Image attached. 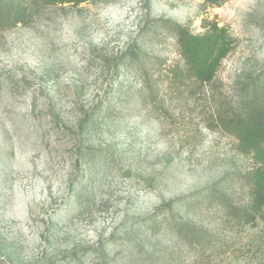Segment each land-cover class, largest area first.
I'll use <instances>...</instances> for the list:
<instances>
[{
	"label": "rangeland",
	"instance_id": "rangeland-1",
	"mask_svg": "<svg viewBox=\"0 0 264 264\" xmlns=\"http://www.w3.org/2000/svg\"><path fill=\"white\" fill-rule=\"evenodd\" d=\"M15 13L0 21V264H264V155L221 127L264 106V0ZM209 21L233 50L210 84L176 76L172 22Z\"/></svg>",
	"mask_w": 264,
	"mask_h": 264
},
{
	"label": "trees",
	"instance_id": "trees-1",
	"mask_svg": "<svg viewBox=\"0 0 264 264\" xmlns=\"http://www.w3.org/2000/svg\"><path fill=\"white\" fill-rule=\"evenodd\" d=\"M89 0H0V21L13 20L15 12H25L27 8L40 9L47 4H80ZM225 0H204L205 5L220 6ZM184 68L178 67L174 74L186 75L200 84L212 83L219 71L222 60L233 50L234 39L225 26L209 21L205 30L196 34L179 24L172 22ZM224 131L235 136L239 148L247 154L264 155V106L254 105L251 108L237 110L221 118ZM189 202V201H188ZM187 202V203H188ZM256 202L264 208V191L257 188ZM156 213L149 223L155 224ZM153 219V220H152ZM89 254L85 252L83 257ZM102 262L105 256L101 257Z\"/></svg>",
	"mask_w": 264,
	"mask_h": 264
}]
</instances>
